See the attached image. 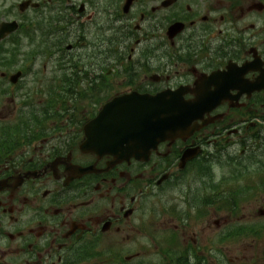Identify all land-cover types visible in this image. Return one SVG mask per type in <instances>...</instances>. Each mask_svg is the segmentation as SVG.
I'll return each mask as SVG.
<instances>
[{
    "label": "flooded vegetation",
    "instance_id": "1",
    "mask_svg": "<svg viewBox=\"0 0 264 264\" xmlns=\"http://www.w3.org/2000/svg\"><path fill=\"white\" fill-rule=\"evenodd\" d=\"M34 1L36 27L19 30L50 31L35 61L64 59L75 69L80 121L134 93L208 97L211 115H264L263 92L230 100L242 87L224 83L264 75V0ZM200 137L162 144L149 163L74 152L63 138L11 142L0 160V264H120L146 250L148 238L165 242V227L199 207L195 162L183 171L178 164L187 147L209 144ZM208 196L209 228L231 225L232 214L217 219L216 190ZM153 201L163 208L161 229L148 224Z\"/></svg>",
    "mask_w": 264,
    "mask_h": 264
},
{
    "label": "rangeland",
    "instance_id": "2",
    "mask_svg": "<svg viewBox=\"0 0 264 264\" xmlns=\"http://www.w3.org/2000/svg\"><path fill=\"white\" fill-rule=\"evenodd\" d=\"M42 103L38 104V106H41V104L43 105L46 101L44 98H41ZM19 107V99L16 97L14 99H7L5 101H3L2 103V108L0 109V114H3V116L5 115L7 118L9 119L16 111V109ZM5 119V120H6ZM257 207V205L255 203H253L252 205L249 206L250 210H255ZM249 247V246H248ZM264 247V244H263ZM255 264H264V261H256L254 260ZM235 264H240L239 261L235 262Z\"/></svg>",
    "mask_w": 264,
    "mask_h": 264
},
{
    "label": "water",
    "instance_id": "3",
    "mask_svg": "<svg viewBox=\"0 0 264 264\" xmlns=\"http://www.w3.org/2000/svg\"><path fill=\"white\" fill-rule=\"evenodd\" d=\"M112 108H113V106H109V107L107 108L106 112L109 111V109H112ZM104 123H105L104 118L101 116V117L99 118V120L96 121V122L94 123L95 125L92 127L93 132L96 133V132L100 129V127L97 126V125H99V124H104Z\"/></svg>",
    "mask_w": 264,
    "mask_h": 264
}]
</instances>
